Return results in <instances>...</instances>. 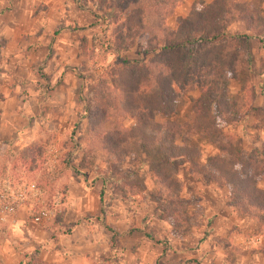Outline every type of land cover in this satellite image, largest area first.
I'll use <instances>...</instances> for the list:
<instances>
[{"label":"rangeland","instance_id":"1","mask_svg":"<svg viewBox=\"0 0 264 264\" xmlns=\"http://www.w3.org/2000/svg\"><path fill=\"white\" fill-rule=\"evenodd\" d=\"M208 1L181 0L167 17L166 24L174 29L176 21L192 6L201 7ZM246 1L260 6L264 13L260 0ZM14 5L15 29L11 34H0L1 44L7 41L13 44L10 65H0V75L6 73L23 92L31 79L39 77L48 80L49 87L65 74L79 81L75 94L79 111L71 131L59 135L56 130L48 129L43 138L45 145L27 144L22 141L31 137L29 122L15 136L28 146L14 150L12 158H7V151L0 149V181L7 178L13 186L36 185L43 190L39 200L53 210L54 216L49 222L34 226H43L55 233L60 222L64 196L57 171L64 168L89 172V183L101 184L102 220L107 215L115 223L120 219L127 221L125 234L143 241V264H264V223L247 219L229 208L228 188H217L204 177L196 178L192 162H158L154 150H144L135 140H128L122 146L116 161L100 153L91 156L83 153L85 132H79V126L82 120L86 124L83 108L97 78H107L118 59L147 61L149 57L141 53L139 44L123 50L114 39L123 19L119 8L110 7L113 4L108 0H14ZM149 20L148 17L144 22ZM237 31L236 27L230 29V33ZM246 44L244 48L245 42L241 39L239 51L243 61L249 55V65L243 66L240 77L225 75L223 79L227 98L241 95L248 110L236 116L240 121L236 125L227 124L222 117L216 118V125L222 131L220 144L231 143L242 159L253 155L264 161V39L260 43L249 40ZM196 96L197 93L181 95L175 112L167 120L190 123L191 99ZM132 123L123 121L127 128ZM189 144L201 152L195 161L199 166L206 167L208 159L217 154L227 158L217 146L207 144L199 136L192 137ZM76 148V154H72ZM113 161L115 171L111 167ZM153 169L177 181L180 184L177 197L191 202L182 219L170 213L168 191L157 184ZM207 185L210 188L203 189ZM256 186L264 192V177L256 181ZM35 202L36 198L32 199ZM221 210L228 215L225 225L215 219ZM24 216V211H20L19 217L24 219ZM107 229L113 231L111 227ZM128 243L127 255L120 260L122 264H135V243ZM119 257L116 252L112 260Z\"/></svg>","mask_w":264,"mask_h":264},{"label":"trees","instance_id":"2","mask_svg":"<svg viewBox=\"0 0 264 264\" xmlns=\"http://www.w3.org/2000/svg\"><path fill=\"white\" fill-rule=\"evenodd\" d=\"M108 1L123 16L114 35L121 49L139 44L141 53L149 57L147 61L118 59L107 78H97L82 113L86 119L83 153H100L116 161L122 146L135 140L144 150H154L158 162H192L196 178L228 188L229 208L264 223V192L256 186L264 177V161L253 155L242 159L231 143L220 144L222 131L216 125L218 117L236 125L240 123L236 116L248 110L241 95L227 98L223 78L240 77L243 66L250 63L247 53L244 61L240 55L241 39L244 48L249 40L260 43L264 39L260 6L246 0H209L201 7L192 6L172 29L166 19L181 0ZM260 3L264 5V0ZM148 17L149 22H144ZM234 27L238 31L230 33ZM192 93L197 96L191 99V122L168 121L180 96ZM124 120L133 123L127 128ZM194 136L217 146L227 158L217 154L208 159L206 167L199 166L195 161L201 152L189 144ZM152 173L157 184L168 191L170 213L182 219L192 204L177 197L180 184L158 170Z\"/></svg>","mask_w":264,"mask_h":264},{"label":"crops","instance_id":"3","mask_svg":"<svg viewBox=\"0 0 264 264\" xmlns=\"http://www.w3.org/2000/svg\"><path fill=\"white\" fill-rule=\"evenodd\" d=\"M14 6V0H0V34L13 33ZM12 46L11 41L0 43L1 66L10 65ZM3 74L5 76L0 75V149L7 151V158H12L14 150L25 145L22 143L24 141L27 144L45 145L43 138L48 129L56 130L59 135L71 131L79 111L75 102L79 81L75 77L65 74L50 87L48 80L40 77L31 79L23 92L6 73ZM49 94H52L50 99ZM83 122L79 132H85ZM28 124L31 137L22 142L16 140L17 130H25ZM76 136L74 140L78 138ZM76 152L77 148L72 154ZM57 176L60 177L58 184H63L64 199L55 233L43 226L31 225L23 218H18L13 224H0V264H122L120 259L127 255L129 241L135 243V264H143V241L125 234L127 221L120 219L115 223L107 215L102 220L103 204L99 199L101 184L98 185L97 181L89 183V172L63 168L61 172L57 171ZM208 185L203 189H209ZM220 212L215 219L225 225L228 215L223 210ZM113 252L120 256L115 261L112 260Z\"/></svg>","mask_w":264,"mask_h":264},{"label":"built area","instance_id":"4","mask_svg":"<svg viewBox=\"0 0 264 264\" xmlns=\"http://www.w3.org/2000/svg\"><path fill=\"white\" fill-rule=\"evenodd\" d=\"M42 193L34 184L13 186L7 178L0 181V224H13L20 218V211H24V219L33 225L49 222L54 213L39 200ZM34 198L36 202L32 203Z\"/></svg>","mask_w":264,"mask_h":264}]
</instances>
